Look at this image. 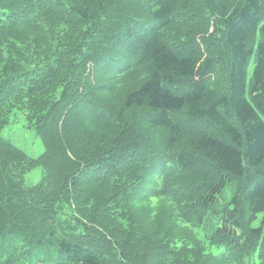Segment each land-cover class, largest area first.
I'll list each match as a JSON object with an SVG mask.
<instances>
[{
  "label": "trees",
  "instance_id": "16d2710c",
  "mask_svg": "<svg viewBox=\"0 0 264 264\" xmlns=\"http://www.w3.org/2000/svg\"><path fill=\"white\" fill-rule=\"evenodd\" d=\"M14 111L40 155L1 135ZM253 251L264 264V0H0V264Z\"/></svg>",
  "mask_w": 264,
  "mask_h": 264
},
{
  "label": "rangeland",
  "instance_id": "374dc122",
  "mask_svg": "<svg viewBox=\"0 0 264 264\" xmlns=\"http://www.w3.org/2000/svg\"><path fill=\"white\" fill-rule=\"evenodd\" d=\"M1 135L33 157L40 155L44 150V145L40 137L36 134L33 128L27 126L26 120L21 111H14L10 115L9 123L3 127ZM41 175V167H33L25 173L24 182L27 184L35 183L41 178ZM227 194L228 190L223 194V197ZM258 223L259 221L255 222L256 225ZM211 252L214 254L226 253L222 247L217 246H212ZM229 264H259L257 252L253 251L250 254H245L239 261L232 257Z\"/></svg>",
  "mask_w": 264,
  "mask_h": 264
}]
</instances>
